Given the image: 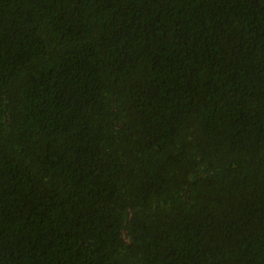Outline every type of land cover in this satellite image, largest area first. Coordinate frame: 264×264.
<instances>
[{
  "label": "trees",
  "instance_id": "16d2710c",
  "mask_svg": "<svg viewBox=\"0 0 264 264\" xmlns=\"http://www.w3.org/2000/svg\"><path fill=\"white\" fill-rule=\"evenodd\" d=\"M0 264H264V0H0Z\"/></svg>",
  "mask_w": 264,
  "mask_h": 264
}]
</instances>
